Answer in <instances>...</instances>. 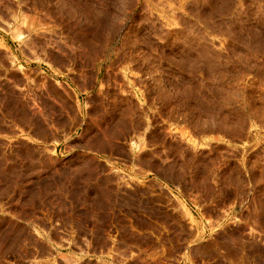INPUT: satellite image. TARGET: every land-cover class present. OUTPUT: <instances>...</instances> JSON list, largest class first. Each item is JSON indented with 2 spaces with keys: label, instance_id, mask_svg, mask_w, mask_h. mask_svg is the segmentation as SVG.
<instances>
[{
  "label": "rangeland",
  "instance_id": "1",
  "mask_svg": "<svg viewBox=\"0 0 264 264\" xmlns=\"http://www.w3.org/2000/svg\"><path fill=\"white\" fill-rule=\"evenodd\" d=\"M0 264H264V0H0Z\"/></svg>",
  "mask_w": 264,
  "mask_h": 264
}]
</instances>
